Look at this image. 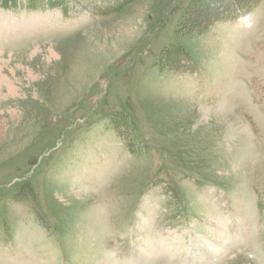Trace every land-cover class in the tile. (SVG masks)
Instances as JSON below:
<instances>
[{
  "label": "rangeland",
  "instance_id": "rangeland-1",
  "mask_svg": "<svg viewBox=\"0 0 264 264\" xmlns=\"http://www.w3.org/2000/svg\"><path fill=\"white\" fill-rule=\"evenodd\" d=\"M14 2L0 264H264V0Z\"/></svg>",
  "mask_w": 264,
  "mask_h": 264
},
{
  "label": "trees",
  "instance_id": "trees-1",
  "mask_svg": "<svg viewBox=\"0 0 264 264\" xmlns=\"http://www.w3.org/2000/svg\"><path fill=\"white\" fill-rule=\"evenodd\" d=\"M0 2L2 3V7H3V3L4 4H9L10 6H13L14 4L13 3H15L14 2V0H0ZM28 5H27V8L28 9H36V5H30L29 4V0H28V3H27ZM4 6V8H7V9H9L10 8V6ZM13 7H15V6H13Z\"/></svg>",
  "mask_w": 264,
  "mask_h": 264
},
{
  "label": "bare ground",
  "instance_id": "bare-ground-1",
  "mask_svg": "<svg viewBox=\"0 0 264 264\" xmlns=\"http://www.w3.org/2000/svg\"><path fill=\"white\" fill-rule=\"evenodd\" d=\"M118 33H124V31H119ZM117 33V34H118ZM79 77V74H78V72L75 74V76H74V78H78ZM208 246V245H207ZM209 246H210V244H209ZM211 248H213V252H216L217 251V247L215 248V246H210Z\"/></svg>",
  "mask_w": 264,
  "mask_h": 264
}]
</instances>
